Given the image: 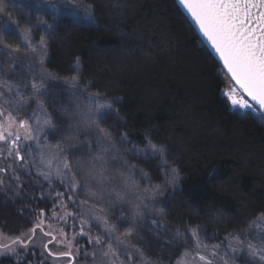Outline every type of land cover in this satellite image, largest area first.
<instances>
[{
  "label": "snow or ice",
  "instance_id": "1",
  "mask_svg": "<svg viewBox=\"0 0 264 264\" xmlns=\"http://www.w3.org/2000/svg\"><path fill=\"white\" fill-rule=\"evenodd\" d=\"M177 2L232 82L233 87L225 93L231 106L264 115V0ZM94 3L64 0L63 7L78 23L94 26ZM48 7L55 16L61 14L56 3ZM4 15L7 13L0 7V17ZM10 23L0 22V189L10 187L13 181L19 187L22 175L34 173L47 182L52 206L47 227L41 210L27 232L7 237L0 233V257L22 260L21 250L26 254L30 245L34 249V240L39 238L40 255L45 260L51 258L52 264H166L163 254L172 247L153 242L160 254L149 255V249L140 243L145 237L138 229L150 221L153 235L166 230L165 212L158 205L169 190L174 198L181 180L179 169L167 158V147L147 138L144 149L128 147L126 132L117 141L112 130L102 127L111 116L123 118L114 101L90 91V85L81 86L79 59L73 68L75 75L63 82L71 102L49 112L46 101L56 78L45 67L47 41L41 36L39 43H34L31 30L19 33L26 56L32 58L29 76L19 77L15 65L25 60L17 55L19 47L10 48L5 42ZM37 28L49 35L56 30L43 19H38ZM57 113L65 124L56 122ZM129 156L158 159L162 183L154 184L148 172L128 162ZM114 209L121 212L118 223H112ZM69 218L72 229L78 226L70 238L64 227ZM51 222L63 223L52 228ZM121 228L123 236L118 234ZM177 241L182 250L175 264H238L240 257L245 258L243 264H264V230L230 232L219 238L217 233L207 236L199 228H177L164 243L175 246ZM50 245H55V250ZM167 264H172L171 258Z\"/></svg>",
  "mask_w": 264,
  "mask_h": 264
},
{
  "label": "trees",
  "instance_id": "2",
  "mask_svg": "<svg viewBox=\"0 0 264 264\" xmlns=\"http://www.w3.org/2000/svg\"><path fill=\"white\" fill-rule=\"evenodd\" d=\"M50 2L0 0L7 13L0 20L31 30L35 40L43 36L46 67L59 78L74 76L79 59L82 83L114 101L123 118L111 116L102 124L117 141L126 132L136 147L145 146L146 138L167 147L169 162L182 176L174 198L171 191L161 198L168 229L208 226L221 235L249 229L264 213V115L231 107L223 93L230 79L176 0H95L94 26L66 15L64 1L57 2L61 14L55 16ZM38 19L56 30L39 31ZM10 29L5 42L23 49L19 32ZM14 71L25 75L22 66ZM56 89L49 96L52 112L67 97L64 88L59 95ZM56 115L60 124L64 119ZM133 160L162 183L158 159ZM21 181L0 189V227L28 231L41 210L50 211L47 198L41 199L40 178L33 173ZM169 239L166 229L146 232L140 243L152 256L160 254L153 242L172 247L163 256L174 261L181 247L179 241L165 244ZM41 252L30 245L26 254L21 250L22 260L5 256L0 264H52Z\"/></svg>",
  "mask_w": 264,
  "mask_h": 264
},
{
  "label": "rangeland",
  "instance_id": "3",
  "mask_svg": "<svg viewBox=\"0 0 264 264\" xmlns=\"http://www.w3.org/2000/svg\"><path fill=\"white\" fill-rule=\"evenodd\" d=\"M58 1H60V2H62V1H64V0H52V2H50V4L51 3H56V4H58L59 6H60V4L59 3H57ZM63 3V2H62ZM0 22H2L1 20H0ZM8 22H12V21H8ZM9 27L10 28H13V29H16L19 33H22V32H25V31H28V29H26V28H21V27H19L15 22H13V23H10L9 24ZM33 41H34V43H36V44H38L39 43V40H35V38L33 37ZM48 54H49V50H48V48H47V57H48ZM17 55H20L22 58H24V60H25V62L23 63V64H17V65H19V66H22V67H24V69H25V75L23 74V73H21V72H19L18 74H19V77H22V76H25V78H27L28 76H29V69H28V64L30 63V62H32V58L30 57V56H26V54H25V52H24V49H21V51H20V53H17ZM0 56H3V54L2 53H0ZM47 57L45 58V67H46V61H47ZM39 67V65H37V68ZM46 69H47V67H46ZM80 73H81V67H80ZM47 71H48V73H50L51 75H53L55 78H56V80L50 85V88H51V90L54 88V87H57L58 89H59V87H61V88H64V90H66L65 92L67 93V97H66V99H61V100H58V102L60 103V104H62V105H59V106H56V108H60L61 106H67L71 101H70V98H69V93H68V90L65 88V86H64V81L65 80H67V79H71L72 77H69V78H65V79H62V78H59V77H57L55 74H53L52 72H50L48 69H47ZM79 80L81 81V86L83 87V86H85L83 83H82V80H81V77L79 76ZM233 87V84H232V82L230 81V80H228L227 81V84H226V86H225V88H224V90H223V93H224V95H225V93H227L231 88ZM58 89H56V91H55V93H56V95L58 94H60L61 92H59V90ZM51 92V91H50ZM49 96H50V93H49ZM59 97V96H58ZM225 97L227 98V100H228V97L225 95ZM58 99V98H57ZM49 102H51V99H50V97H48V99H47V101H46V107L48 108V111L49 112H52V110H50V108H49ZM228 102H229V104L231 105V103H230V101L228 100ZM232 107V106H231ZM233 108V107H232ZM234 109V108H233ZM236 110H240V109H236ZM240 111H242V112H245L244 110H240ZM248 111H251V110H248ZM56 122H57V120H56ZM66 123V121H62V122H60V124H65ZM59 124V123H58ZM53 143L55 142L54 140L52 141ZM133 145L132 144H129L128 145V147H132ZM146 146V145H145ZM145 146H143V147H137V148H139V149H144L145 148ZM121 151H124V149H121ZM128 162L130 163V164H134V165H136V167L138 168V169H142V170H144L142 167H140L134 160H133V156H129L128 157ZM145 171V170H144ZM146 172V171H145ZM180 176H181V174H180ZM38 178H40V177H38ZM181 179H182V176H181ZM40 180H41V189L43 190L42 191V195H43V197L45 198H47V202L48 203H50V209H51V206H52V201H51V199L48 197V195H47V193L49 192V191H51L50 189H49V187H48V185H47V182H44L43 180H42V178H40ZM154 183V182H153ZM154 184H156V183H154ZM157 185H159V184H157ZM169 191H171V190H169ZM168 192H166L165 193V195L167 194ZM52 195L54 196L55 195V193L53 192L52 193ZM164 195V196H165ZM163 196V197H164ZM163 197H161V198H163ZM158 208L159 209H161V210H163V208H162V201H161V203H160V205H158ZM114 212H115V219H113L112 220V223H118V218L121 216V212L119 211V209H114L113 210ZM45 213V220H46V227L48 226V217H50L51 216V211H49V212H44ZM59 215H63V213L61 212V213H59ZM254 222H256V227H254L253 225H254ZM253 223H252V225H251V227L249 228V229H247V230H243V231H239L240 233H243V232H245V231H248V230H251V231H260V230H264V218H261V216L259 217V218H257L255 221H254ZM63 222H59V223H57V222H51V227L52 228H58V227H60L61 226V224H62ZM163 223H164V225H165V229H167L168 231H169V233H170V235H171V232H174L175 230H176V228H175V230H172V229H168V226L166 225V223H165V221H163ZM73 224V220L71 219V218H69L68 219V224L67 225H64V227H65V231L67 232V234H68V238H70L72 235H73V233H74V231H78V226H77V228L76 229H72L71 227H70V225H72ZM10 226H6V227H0V233H3L4 234V236L5 237H7V236H19L21 233H23V232H27V231H23V230H13L12 229V227H10ZM153 226L151 225V223H150V221H147L144 225H143V227H140L139 229H138V231L140 232V234L142 235V236H144L145 235V239H146V232H150L149 231V229H151ZM186 228H199L202 232H204V233H206L207 234V236H211L212 235V233L213 232H215V233H217L218 234V237L219 238H223V236L224 235H221L219 232H218V230L216 229V228H214V227H208V226H199V227H188V226H184V227H179V229H181V230H184V229H186ZM165 232L166 230H161L160 232ZM119 235H121V236H123V228H121L120 229V232L118 233ZM40 236V233H39V231L37 232V237H39ZM44 240H47L48 239V237H44L43 238ZM78 239H81V240H83L84 238H78ZM7 242V241H6ZM34 244L36 245L35 246V248H36V250L37 251H42L43 252V248H42V245H41V243H40V239L39 238H37V239H35L34 240ZM51 249H53V250H55V245H50L49 246ZM81 247L83 248L84 247V245L83 244H81ZM181 250H182V248H181ZM179 255V254H178ZM177 255V256H178ZM245 258L244 257H240L239 258V260H238V264H243V260H244ZM169 260H167V261H165L166 262V264H167V262H168ZM63 263V262H62ZM172 264H175V260L174 261H172Z\"/></svg>",
  "mask_w": 264,
  "mask_h": 264
},
{
  "label": "water",
  "instance_id": "4",
  "mask_svg": "<svg viewBox=\"0 0 264 264\" xmlns=\"http://www.w3.org/2000/svg\"><path fill=\"white\" fill-rule=\"evenodd\" d=\"M177 2V0H176ZM178 4V2H177ZM179 5V4H178ZM180 6V5H179ZM181 10L183 11V13L185 14V16L188 18V20L190 21V23L193 25V27L196 29V31L198 32V34L200 35L201 39L204 41V38L202 37V35L199 33L197 27L195 26L194 22L190 19V17L188 16V14L185 12V10L180 6ZM205 43V42H204ZM206 44V43H205ZM206 46L208 47V49L211 51V53L214 55V57L217 59L218 63L221 65V62L219 61L218 57L215 55V53L211 50L210 46L206 44Z\"/></svg>",
  "mask_w": 264,
  "mask_h": 264
}]
</instances>
